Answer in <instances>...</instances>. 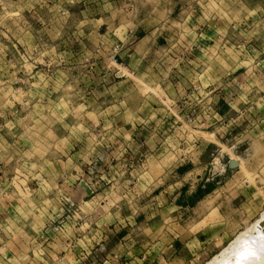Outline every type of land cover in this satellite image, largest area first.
<instances>
[{
  "label": "rangeland",
  "instance_id": "rangeland-1",
  "mask_svg": "<svg viewBox=\"0 0 264 264\" xmlns=\"http://www.w3.org/2000/svg\"><path fill=\"white\" fill-rule=\"evenodd\" d=\"M115 1L117 4L113 10H109V5H112L109 0L98 2L111 13L104 21L119 26V30L124 25L131 30L135 27L150 28L161 21V30L169 31L175 22L176 13L169 12L172 0H165L164 6H157L155 0H134L133 13H129L131 7L126 1ZM92 2L85 4L90 6L89 10L93 8ZM225 3L231 8L225 9L224 4L218 15L223 26L240 21L242 17L248 19L254 11L260 10L259 7L264 12L261 0H241L237 9L232 6L237 4L236 1ZM140 7L146 8L144 14L139 12ZM82 9L75 0H0V12H9L0 21V252L4 255L11 251L9 256H5L9 259L6 264H74L73 254L62 258L63 252L59 253L61 247L51 251L57 256L48 257L45 250H39V242H30L32 234H39L51 216L57 215L56 221L49 224L47 230L54 236L56 245L69 238L63 233L66 226L68 231L76 233L87 219L82 218L73 199L61 193L63 181L69 184L81 182L83 186L98 181L96 186H101L103 192L97 198L107 201L104 214L113 211L115 216L114 225H109L105 215L98 224L106 225L112 231L115 249L119 242H126L128 246L133 244L129 250L134 247L140 249L141 240L147 233L146 224L157 217H170L175 212L173 201L166 200L164 196L158 200L153 198L167 185L175 184L172 189H166L165 195L172 197L179 193L175 205L183 202V206L189 205L190 197L201 199L206 191L209 194L214 191L210 199L218 206L220 217L215 219L222 222L226 240L204 258L201 264H205L264 214V76H261L264 73V35L255 39L252 45L253 39L249 34L244 37L232 34L227 39L228 49L215 52L213 59L209 57L207 62L202 60L203 67L197 75L203 74V77L197 83L216 87L220 76L230 74L234 78L246 71L252 76L244 88L228 85V90H251L254 98L245 104L235 101L234 110L226 114H223L226 106L215 103L213 111H209L211 113L202 114L208 120L213 116L211 125L214 129H192L184 123L189 110L183 104L184 101L189 102L185 98L194 88L195 84H190V79L197 71L192 69L189 61H181L185 58L177 55V50L172 67H153L160 57L158 52L148 59L153 67L148 74L142 69L144 66L139 65L136 78H115L113 74L119 69L116 67L119 59L116 58V64H108L110 47L106 42L113 41V38H104L99 49L92 48L89 43L91 39L95 40L94 37H84L89 40L88 45L77 47L76 40L80 37L75 24L91 20L89 13H84L85 18L79 16L78 11ZM250 21L251 24L258 22L261 33L264 31V14ZM44 22L51 29L45 27ZM63 27L67 33L60 32ZM64 40L66 47L60 43ZM239 40L244 41V46H249L242 52L231 48ZM140 49L136 46L130 51L139 56ZM187 52L185 49L184 55ZM93 58L99 62L95 71ZM255 58L262 62L255 64ZM135 59L130 65H136ZM178 63L179 66L182 63L183 68L180 69ZM165 67H168L167 75L171 74L170 84L162 80ZM110 73L112 81L108 77ZM202 118L199 116L198 120H204ZM130 127H134L131 137L134 144L127 149L120 140L130 138ZM192 130L214 131L218 139L215 144L207 143L210 136ZM152 135L162 142L160 146L154 140L153 144H148L149 149L148 145H140ZM200 141L207 144L201 151L198 147ZM94 147H99L95 152L101 155V170L108 172L113 169L117 176L95 177L92 163H87ZM197 152L201 155L192 161L191 175L168 177L173 175L175 165L185 164L192 156L196 158L194 154ZM148 156L152 157L146 161ZM229 160L236 162V168L228 167ZM128 163L133 165L128 167ZM186 167L189 168L188 165ZM126 169L136 171L128 175ZM237 169L240 171L235 175ZM190 183L201 184L205 189L190 194L187 188ZM227 183L239 186L234 202H230L232 193L227 192ZM182 185L184 187L179 189ZM157 186L158 189L152 193L151 190ZM64 198L73 201L74 211L72 205H65ZM160 208L168 210L158 212ZM66 210L72 215L67 222ZM92 211L91 219L81 231L89 230L92 227L89 223L102 216V211ZM109 214L112 218V213ZM86 236L85 241H72L69 247L77 243L72 253L78 252L76 250L80 247L85 248V260L78 261V264H99L110 245L97 242L101 246L98 249L99 246L90 239L93 236ZM124 236L123 241L117 242ZM14 248L17 252L13 254Z\"/></svg>",
  "mask_w": 264,
  "mask_h": 264
},
{
  "label": "crops",
  "instance_id": "crops-1",
  "mask_svg": "<svg viewBox=\"0 0 264 264\" xmlns=\"http://www.w3.org/2000/svg\"><path fill=\"white\" fill-rule=\"evenodd\" d=\"M93 1V2H92ZM99 0H75V2L80 5L81 9L78 11L79 16L85 18L84 13H89L91 16V20L86 19V21H79L75 24L76 33L79 35L80 40H76L77 47L78 48H85V46L88 45L89 40L86 41L84 37H94L95 40L91 39L89 43L92 45V48H101L102 40L106 37L113 38V41L106 40L107 43H109L108 48L109 54H108V64L111 65L110 57L113 55V47L118 46L119 50L115 55V59H119V64H116V67L123 66V69L126 71V76H123V78H126L127 80H131L133 78H136V73L139 71L137 67L139 65L144 66L142 69L145 73H149L152 71L153 67L161 65L162 67L165 65H169L172 67L173 62H175L174 57L177 52L179 51V54L184 56L185 60L181 61H189V65H192L193 70H197L193 72V75L190 79V84H195L192 91L189 93V96H186L185 99L189 100L188 103L186 101L183 102L184 107H188V110H193L194 113V119L192 122H190L188 127L192 129H204L210 128L211 130L214 129L211 124H213V116H211V119H207L205 115H202L204 113H211L213 111V104L217 103L220 106L225 105L226 111H224L223 114H226L227 112L232 111V107L237 102H245L247 103L249 99L254 98L251 94V90H241L244 88L245 84L251 79V74H247L246 71H243L241 74L235 75L234 78L229 74H226L225 76H220L218 78L219 84L216 87H212L205 84V86H202V84L197 83V80L199 81V78L203 74L197 75L198 72L202 70L204 59L205 62H207V59L209 57H212L215 52H221L223 49H228L229 45L227 44L228 36H232V34H237L238 36H243L245 34H249L250 37H252V45L255 43V39H258L259 36L264 35V31L261 33L260 31V25L257 23H250V20H254L255 17L262 16L264 12L262 11V8L260 10H256L253 12V16L248 17V19L245 17L241 18L240 21L228 23V26L222 25L223 23L220 22V11L223 10L222 7H227L225 9L231 8V5H227L225 2L228 0H187L188 2L182 3V0H172V6L171 11L176 13L175 15V22L172 23L173 27L169 31L161 30V27L159 26L162 22L158 21L156 24H154L150 28H143V27H135L132 30L127 28L126 25H124V28L121 30L119 26L114 25L113 23L108 24V22L104 21L107 17L110 16L111 13H109V10L115 9V0H109V10L107 11L104 7V5H100ZM126 1L128 6L131 7L129 9V13H133L132 7L134 6L133 1L134 0H123ZM236 1L237 4H233L236 9L239 8V4L241 0H232ZM264 2V0H261ZM92 2L93 8L86 7L85 4ZM157 3V6H164L165 0H155ZM225 4V6H224ZM243 7V5H242ZM135 8V7H133ZM254 8V6L252 7ZM264 8V7H263ZM105 9L104 12H102ZM222 9V10H221ZM146 8L140 7L139 12L144 14ZM121 11V10H120ZM126 11V10H125ZM242 13H244L243 10ZM258 11V12H257ZM119 12V11H118ZM158 12V11H157ZM108 13V14H107ZM114 13L112 16H114ZM15 12L12 13L13 17ZM9 15V12L6 14L4 12H0V21H3L4 16ZM59 16V15H58ZM104 18V19H102ZM110 22V21H109ZM167 23V22H166ZM250 26H247L249 25ZM45 27H48L51 29L50 25L44 22ZM167 25H170L167 23ZM159 26L158 28H156ZM164 26V25H161ZM2 28V27H0ZM120 31V32H119ZM61 33L66 32V27H63L60 31ZM119 32V37H118ZM167 32V33H166ZM185 38L188 39L186 41ZM133 38L134 40L130 39ZM104 41V40H103ZM130 42V43H129ZM187 42V46H186ZM60 43H63L66 47V41H61ZM128 44L127 48H123ZM81 45L83 47H81ZM244 41H236L235 45L231 46V48H237L239 49V52L244 49L248 48L249 46L246 44L244 46ZM140 46L141 54L137 56L136 52L130 51L132 47ZM188 47V48H186ZM96 48V49H97ZM185 49L188 50V52L184 55ZM160 53V57L157 60V62L152 67V64L149 65L148 59L149 57L152 58L156 53ZM175 52V54H174ZM190 58V60L188 59ZM135 59L137 61L135 66L130 65L132 62V59ZM182 58V57H181ZM256 63L259 64L262 61L255 58ZM253 63V61H250ZM99 64L96 60H92V65L94 67V71L96 69L95 65ZM179 66V63L177 64ZM180 69L183 68V64H180ZM198 67H200L198 71ZM112 69H116L115 66L112 65ZM168 67H165V72L163 73V83L170 84L172 79L170 78V75L167 71ZM113 71V70H111ZM177 71V70H176ZM36 73V72H35ZM34 73V74H35ZM194 76V77H193ZM261 76H264V73L261 74ZM108 77H110L111 81L114 80L111 78V73L108 74ZM114 77V74H113ZM177 78V76H175ZM122 78V77H121ZM198 78V79H197ZM260 78V75H259ZM125 81V80H124ZM180 81V80H179ZM200 82V81H199ZM233 85L240 87L239 90H235L232 88V91H229L228 88ZM212 87V88H210ZM249 89V88H248ZM182 94H179L181 96ZM193 98V100L191 99ZM216 99L214 102L213 100ZM183 107V108H184ZM212 108V109H211ZM219 108V107H218ZM211 110V112H209ZM234 110V109H233ZM182 111V109L180 110ZM199 116H203L204 120H198ZM223 116V115H222ZM233 121V120H232ZM200 123V124H199ZM199 124V125H198ZM131 128V129H130ZM129 129L132 131L134 127H130ZM115 132L117 131L114 130ZM192 132H198L200 134H207L210 136L211 140L207 143L215 144V141H217L218 136L214 133V131L203 132V131H193ZM132 134L131 132L130 138L128 140H125L124 137L122 138L121 143L125 146V148H129V146L133 145L134 142L132 140ZM115 140V139H114ZM156 143V145H161L162 142L158 138L154 139V135L147 136V138L144 139V142L140 145H148L153 144V141ZM230 140V138L228 139ZM126 141V142H125ZM117 141L115 140L116 144ZM160 143V144H159ZM205 143V142H203ZM98 145L99 142H97ZM113 144V143H110ZM119 144V145H122ZM207 144H202V142H199L200 150L205 149ZM155 146V145H154ZM158 146V149H159ZM148 145V149H149ZM161 148V147H160ZM94 153L91 154L87 161L88 164L92 163V170L93 174H95L96 178H102V177H110L112 178L113 175L117 174L115 171L109 170L108 172H104L101 170L102 166V160L100 154H96V150L99 149V147H94ZM150 151V150H149ZM151 152V151H150ZM198 153V152H197ZM194 154L195 156H192L191 159H187L185 164H177L173 167L174 173L172 176H168L174 178L179 177L181 175H185L188 173V175H191V168L192 161L195 162V160L199 159L201 155V152L198 154ZM145 156V155H144ZM198 156V157H197ZM152 156H148L146 161L149 160ZM129 160L133 161V158L130 157ZM180 161L182 159H179ZM110 161V160H109ZM190 162V163H188ZM101 163V164H100ZM134 164V161L132 162ZM117 164V163H116ZM114 164V165H116ZM129 164V163H128ZM133 164H129L128 167L132 166ZM127 165V164H126ZM186 165L189 166V168L186 167ZM112 167V166H111ZM191 167V168H190ZM110 169V168H109ZM238 171L235 172V175L239 173ZM88 170H86L85 173ZM128 175H131V173L135 172L136 170H132L129 172ZM172 170H170L171 172ZM176 171V173H175ZM169 172V173H170ZM180 172V173H179ZM76 173V172H75ZM83 174V173H81ZM164 174V172L162 173ZM161 174V175H162ZM198 174H195V176ZM81 176V175H79ZM83 176V175H82ZM201 179H195V181H198ZM206 181V180H205ZM231 182V181H230ZM98 183L95 182L94 184L88 183V186H83L81 182L75 184L68 183L67 181L62 182V188L61 193L66 194L71 199H73L74 203L76 204V207L78 210L81 211V216L83 219H86L81 226H79L76 229V233H72L68 231V226L65 227L64 232L67 234L66 236L69 238H65L62 241V244H57L54 241V236L52 233L50 234L49 230H47L48 225H53L52 223H55L56 219H54L56 216H51L48 220L45 222V228L42 227L39 234H32L30 237V242H39L37 245L39 250L44 251L47 253L48 257L57 256L54 253H51V251L55 247H61L62 249L59 250L63 252V256H66L67 254H73V261L74 264L77 263L80 260H85V255L87 254L85 252V248H79L76 251V253H72L73 248L76 246L77 243H74L75 245L73 247H69V244L72 241L79 242V241H85L86 235H90L92 238L91 241L97 246V242H102L104 245H110V247H107L108 251H106L100 259L99 264H201L204 262V258L206 256H209L214 250H217L220 248L223 244V242L226 240L225 234L222 229V222L217 221L215 218L217 216L220 217L217 209L218 206L214 202V200H211V195L214 194V191H212L210 194L206 191L205 194L201 199H197L196 197H190L189 198V205H185V202H183L182 205H175V200L177 197H179V193H175L172 197L170 195H166V189H172L171 187H175V184L167 185L166 188L161 189L156 196H154V199H159V197H163L166 200H171L173 208L175 209V212L170 217H157L152 222H148L146 224V231L145 237L142 238L140 249H137L138 247H134L131 250H129L133 244H130L128 246L126 242H119L123 241L125 239L124 237H120V239L116 240L119 242V246L117 249H115V245H112V231L109 230L106 225L98 224L100 222V219L107 218L109 221V225H114L115 216L113 211H106L108 213L104 214L105 210H107L106 204L107 201L104 200H98L97 195H101L103 190L100 189L101 186H96ZM184 187V185L180 186L179 189ZM189 189V193L195 194L197 190H203L205 189V186L199 185V184H192L190 183L187 187ZM225 188L227 192L232 193L230 202H234L235 198L238 197V188L239 186L234 184L227 183L225 185ZM158 189L157 187H154L151 191L152 193ZM178 189V190H179ZM76 199V200H74ZM152 201V199H150ZM72 201V202H73ZM170 201V202H171ZM184 201V200H183ZM182 202V201H181ZM168 205H170L169 202H167ZM113 206V205H112ZM111 207V205H110ZM105 209V210H104ZM161 209V208H160ZM160 211H166L168 209L162 208ZM91 210L94 211H102L101 215L93 222L89 223L92 224V227L89 230H83L81 231L82 227L86 224V222L91 219ZM112 213V218L109 213ZM185 213L187 215H185ZM149 219V218H147ZM146 219V220H147ZM107 222V221H105ZM221 227H220V226ZM103 226V227H102ZM220 227V229H218ZM113 228V227H112ZM69 233V234H68ZM89 236V237H90ZM88 239V238H87ZM37 244V243H36ZM114 244V243H113ZM40 245L42 247H40ZM92 246V245H91ZM98 249L101 248L100 245H98ZM223 248V247H222ZM96 250V249H95ZM13 254L17 252L16 248L12 250ZM74 252V251H73ZM0 260L2 264H6L9 259L5 256H9L11 254V251H6L3 255V252H0ZM52 254V255H51ZM89 254V253H88ZM82 255V258L80 256ZM45 256V255H44ZM5 260V261H4Z\"/></svg>",
  "mask_w": 264,
  "mask_h": 264
},
{
  "label": "bare ground",
  "instance_id": "bare-ground-1",
  "mask_svg": "<svg viewBox=\"0 0 264 264\" xmlns=\"http://www.w3.org/2000/svg\"><path fill=\"white\" fill-rule=\"evenodd\" d=\"M263 230L264 214L205 264H264Z\"/></svg>",
  "mask_w": 264,
  "mask_h": 264
},
{
  "label": "built area",
  "instance_id": "built-area-1",
  "mask_svg": "<svg viewBox=\"0 0 264 264\" xmlns=\"http://www.w3.org/2000/svg\"><path fill=\"white\" fill-rule=\"evenodd\" d=\"M118 50H119V47L116 45V46H114L113 47V55L110 57V61L112 62V63H114V64H116V59H115V55H116V53L118 52ZM118 70L114 73V77L115 78H117V77H123V76H126V71L123 69V66H118ZM123 71V72H122ZM184 119V118H183ZM194 119V113H193V110H190V111H188V115L187 116H185V121H184V123L187 125V124H189L190 122H192V120ZM64 203H65V205L67 204V205H69L70 207H71V205H72V209H73V211H74V206H73V202L72 201H70L68 198H64ZM66 213L68 214V216H65L66 217V222L68 221V219L69 218H71L72 217V215H71V212L70 213H68V210H66ZM73 213V212H72ZM70 216V217H69Z\"/></svg>",
  "mask_w": 264,
  "mask_h": 264
},
{
  "label": "water",
  "instance_id": "water-1",
  "mask_svg": "<svg viewBox=\"0 0 264 264\" xmlns=\"http://www.w3.org/2000/svg\"><path fill=\"white\" fill-rule=\"evenodd\" d=\"M236 162H234V161H232V160H229V162H228V167L230 168V169H232V168H236Z\"/></svg>",
  "mask_w": 264,
  "mask_h": 264
}]
</instances>
